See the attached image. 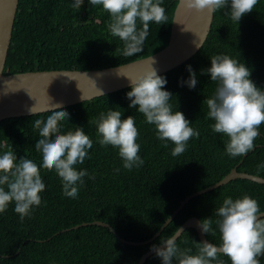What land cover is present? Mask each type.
I'll list each match as a JSON object with an SVG mask.
<instances>
[{"label":"trees","instance_id":"1","mask_svg":"<svg viewBox=\"0 0 264 264\" xmlns=\"http://www.w3.org/2000/svg\"><path fill=\"white\" fill-rule=\"evenodd\" d=\"M73 3L17 0L2 73L96 69L144 56L163 40L174 0H163L167 22H150L142 52L133 56L122 54L124 43L109 32L110 15L101 5L92 6L90 0H83L77 9ZM227 11L225 7L212 14L207 36L193 55L158 74L167 81L164 88L172 94L169 103L173 111L182 112L190 127L199 131V137L191 138L185 152L173 156L174 144L159 140L155 126L146 123L136 108L129 107L126 93L130 86L62 107L69 118L60 122L61 132L81 127L93 141L88 158L75 166L77 170L86 169L89 176L83 177L77 197L71 198L63 194L55 170L41 168L45 189L40 193L41 204L33 207L31 215L21 221L14 202L0 213V264H136L142 253L171 236L192 216L201 223L212 219L213 231L203 233L219 246L215 212L226 196L236 199L247 193L264 210V184L234 178L189 199L151 241L134 245L117 238L137 242L148 239L184 196L216 182L236 164V171L264 178V167H259L264 165V124L254 148L244 156L231 157L225 150L229 138L212 131L214 121L207 116L205 101L213 96L216 82L202 70L210 67L214 55L225 54L243 63L250 70L249 79L264 91V0H258L253 11L237 24L225 14ZM137 27H141L139 21ZM187 66L196 74L194 88L185 83ZM109 109L121 111V119L134 116L139 132L136 142L144 161L139 168L125 169L117 148L97 142L95 122ZM50 114L48 110L0 121V154L11 149L17 159L25 156L39 166L42 155L35 149L39 129L33 125L36 119L46 120ZM92 221L109 224L116 234ZM199 243L191 227L177 237V246L190 248L191 254L197 253ZM218 259L231 264L223 254H218ZM257 259L264 264V255ZM142 264L162 261L153 253Z\"/></svg>","mask_w":264,"mask_h":264},{"label":"clouds","instance_id":"2","mask_svg":"<svg viewBox=\"0 0 264 264\" xmlns=\"http://www.w3.org/2000/svg\"><path fill=\"white\" fill-rule=\"evenodd\" d=\"M162 2L90 0L92 6L101 5L110 15L109 32L123 41L124 56L142 52L150 22L158 25L167 22ZM82 3L83 0H74L72 7L79 9ZM257 3L258 0H183L188 10H207L210 14L228 7L230 11L225 14L230 15L236 24L243 15L252 12ZM210 61V67L202 70V74L206 71L210 80L216 82L213 96L205 101L207 116L214 121L212 131L229 138L225 145L229 156H244L254 148L259 128L264 124V91L249 79V68L237 59L218 54L210 57ZM153 63L152 60L135 77L127 76L130 80V91L126 93L130 99L129 107L136 108L143 114L146 123L155 126L159 140L172 142L171 154L179 156L185 152L191 138L199 137V131L190 127L182 112L173 111L169 103L172 94L164 88L167 81L157 74ZM187 70L189 77L185 83L194 88L198 82L196 74L191 66H187ZM49 110L51 114L46 120L36 119L33 125L39 129L40 138L35 143V149L42 155L39 166L25 156L17 159L11 149L0 154V213L14 202V211L21 221L31 215L34 206L41 204L40 193L45 189L41 168L55 170L61 178L63 194L71 198L77 197L79 185L84 183L83 177L89 176L86 169L77 170L75 166L83 164L88 158L92 139L81 127L61 132L60 122L68 120L69 113L60 104L53 105ZM30 111L33 115L37 114L34 107ZM95 123L99 137L97 142L101 146L117 148L125 169L131 171L143 165L139 155L140 145L136 142L139 132L134 116L121 119V111L109 109L100 113ZM258 213H261L258 201L247 193L236 199L226 196L215 212L221 239L219 246L200 242L197 253L191 254L190 248L177 246V236L173 235L161 241L162 247H151L162 264H173L174 259L176 264H224L218 259V254L227 256L231 264H260L257 257L264 255V217L258 216ZM212 223L211 218L204 219L199 224L201 231L212 232Z\"/></svg>","mask_w":264,"mask_h":264},{"label":"water","instance_id":"3","mask_svg":"<svg viewBox=\"0 0 264 264\" xmlns=\"http://www.w3.org/2000/svg\"><path fill=\"white\" fill-rule=\"evenodd\" d=\"M16 6L17 0H0V121L30 115L32 114L30 109L33 107L37 113L44 112L55 104L65 107L130 86L127 76L135 77L143 72L152 60L154 61L152 67L157 74L165 72L185 61L199 49L197 44L200 43V46L203 44L212 21V14L207 10H188L183 0H174L163 40L156 49L144 56L118 65L96 69H54L4 74L2 69ZM236 166L237 164L216 182L184 196L159 229L148 239L137 242L117 236L118 240L134 245L151 241L189 199L231 179L244 178L264 184V178L236 171ZM258 216H264V210L258 213ZM91 223L107 227L113 234H116L105 222L92 221ZM199 224L196 217H188L171 236L178 237L184 229L191 227L195 230L200 242L211 243L205 238ZM156 246L162 247L163 245L160 243ZM153 253L155 252L152 248L148 249L140 255L136 264H142L145 258Z\"/></svg>","mask_w":264,"mask_h":264}]
</instances>
